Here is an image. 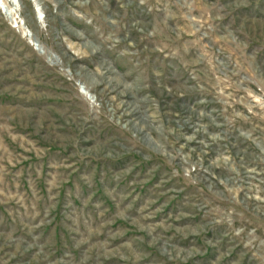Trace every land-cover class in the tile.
I'll return each mask as SVG.
<instances>
[{
  "label": "rangeland",
  "instance_id": "obj_1",
  "mask_svg": "<svg viewBox=\"0 0 264 264\" xmlns=\"http://www.w3.org/2000/svg\"><path fill=\"white\" fill-rule=\"evenodd\" d=\"M0 264H264V0H0Z\"/></svg>",
  "mask_w": 264,
  "mask_h": 264
}]
</instances>
